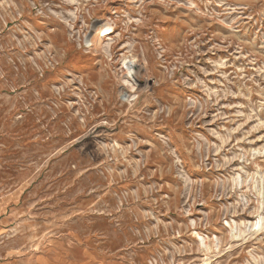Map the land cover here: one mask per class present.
Wrapping results in <instances>:
<instances>
[{"label":"rangeland","instance_id":"rangeland-1","mask_svg":"<svg viewBox=\"0 0 264 264\" xmlns=\"http://www.w3.org/2000/svg\"><path fill=\"white\" fill-rule=\"evenodd\" d=\"M0 264H264V0H0Z\"/></svg>","mask_w":264,"mask_h":264},{"label":"bare ground","instance_id":"bare-ground-1","mask_svg":"<svg viewBox=\"0 0 264 264\" xmlns=\"http://www.w3.org/2000/svg\"><path fill=\"white\" fill-rule=\"evenodd\" d=\"M102 26V25H101ZM100 26V28H99V30H98V34H97V36L94 38V39H92L91 41H90V43H91V46L93 45L94 46V49H95V51L96 50H98V49H100V47H102L101 46V38H100V33L101 32H103L102 33V35H106V34H108L109 33V25L108 24H105L104 26H102L101 27ZM100 35V36H99ZM101 50V49H100ZM99 53V52H98ZM122 65H123V67H124V70H123V73H124V76H125V78L128 80V81H131L132 83H133V85L132 86H134L135 84L137 85V86H139V85H143V86H146L147 85V75L145 74V69L143 70V66H141V65H139V64H136V62H130V64L128 65V64H126V63H122ZM143 65V64H142ZM131 79V80H130ZM127 81V83H129ZM135 83V84H134ZM132 86H129L130 88V90H132L133 88H132ZM128 92V91H127ZM132 96V94L131 93H128V95H127V97L129 98V97H131ZM254 177V176H253ZM198 243V242H197ZM203 249V248H202Z\"/></svg>","mask_w":264,"mask_h":264}]
</instances>
